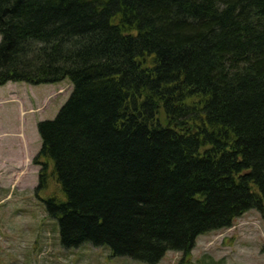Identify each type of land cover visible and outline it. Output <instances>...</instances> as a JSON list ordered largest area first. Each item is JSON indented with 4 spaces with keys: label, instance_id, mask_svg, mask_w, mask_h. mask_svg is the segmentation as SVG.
<instances>
[{
    "label": "trees",
    "instance_id": "16d2710c",
    "mask_svg": "<svg viewBox=\"0 0 264 264\" xmlns=\"http://www.w3.org/2000/svg\"><path fill=\"white\" fill-rule=\"evenodd\" d=\"M0 87L69 81L36 192L67 250L159 264L264 213V0H0Z\"/></svg>",
    "mask_w": 264,
    "mask_h": 264
},
{
    "label": "rangeland",
    "instance_id": "374dc122",
    "mask_svg": "<svg viewBox=\"0 0 264 264\" xmlns=\"http://www.w3.org/2000/svg\"><path fill=\"white\" fill-rule=\"evenodd\" d=\"M61 87L65 93L56 89L49 102L55 86L0 87V264H141L113 257L108 247L63 248L45 204L61 197L59 186L53 180L48 191L35 190L41 168L32 161L42 146L37 124L55 119L68 100L71 83ZM159 264H264V213L249 211L231 228L200 237L189 256L169 252Z\"/></svg>",
    "mask_w": 264,
    "mask_h": 264
},
{
    "label": "crops",
    "instance_id": "0c3cea01",
    "mask_svg": "<svg viewBox=\"0 0 264 264\" xmlns=\"http://www.w3.org/2000/svg\"><path fill=\"white\" fill-rule=\"evenodd\" d=\"M8 86H9V85H8ZM55 87H56V86H55ZM56 88H58L57 90H59V91L63 90L62 87H56ZM55 91H56V89H55L54 91H51V92L49 93L47 99H45L46 102H49L50 95H53V96H54V92H55Z\"/></svg>",
    "mask_w": 264,
    "mask_h": 264
}]
</instances>
